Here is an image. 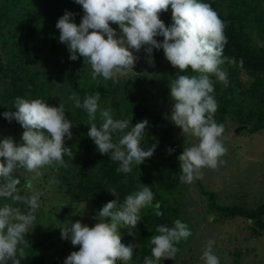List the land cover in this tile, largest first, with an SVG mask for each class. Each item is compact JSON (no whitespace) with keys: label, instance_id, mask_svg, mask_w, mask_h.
I'll use <instances>...</instances> for the list:
<instances>
[{"label":"clouds","instance_id":"9594fccd","mask_svg":"<svg viewBox=\"0 0 264 264\" xmlns=\"http://www.w3.org/2000/svg\"><path fill=\"white\" fill-rule=\"evenodd\" d=\"M82 6L84 15L77 24L74 13L66 11L56 24L59 41L68 46L69 59L79 57L91 68L92 78L102 77L105 81L118 82L119 77L133 71L139 52L146 47L151 55L153 49H163L166 59L181 72L189 68L198 75H178L170 82V96L174 101L171 120L182 128L183 133L198 141L179 155L180 181L191 184L203 178V169H217L225 161L227 153L223 143L224 126L218 124L215 113L218 102L215 91L214 75L220 82L228 84L227 73L222 65L228 59L223 52L228 38L225 35L226 23L210 4L202 0H75ZM171 7V26L160 19V13ZM118 24L122 32L117 36L116 29L110 25ZM162 36L163 41H158ZM154 64V59H149ZM231 63L235 64L233 59ZM243 62L241 61V64ZM76 108L83 107L88 114L90 137L100 154H109L110 159L119 162L118 173H130L133 164L141 165L150 158L156 145L145 150L141 143L145 139L148 121L142 120L135 125L132 120L114 119L110 109L99 105L100 93L88 95L81 104L75 93L70 97ZM15 111L4 112L11 122L15 119L25 129L23 144L17 145L12 138L0 141V198L11 199L28 206L26 212L19 207L5 203L0 206V264H21L27 258L25 236L36 221L40 208L41 192L31 196L19 195L20 180L13 173L23 169L40 177L41 169L56 165L67 167L65 155L73 156L65 139L72 138V122L67 118L64 105L50 106L41 99L16 97ZM99 111V126L97 112ZM131 125V127H130ZM114 135L117 137L114 140ZM169 153L174 149L169 148ZM117 197L107 202L97 214L94 226L76 221L71 227L61 228V238L70 239L79 246L67 256L64 264H129L133 259L136 245H125L121 241L120 229L125 227L129 235L141 220V211L153 206L154 193L148 186L126 196L122 204L117 203L115 189L110 191ZM159 202L155 205L156 215ZM158 235L150 239L153 245L151 257H145L144 264H160L162 259H175L177 245L191 235L188 225L181 220L174 221L173 227L159 225ZM214 240H209L201 259L205 264H220L214 254ZM19 257V258H18Z\"/></svg>","mask_w":264,"mask_h":264},{"label":"rangeland","instance_id":"374dc122","mask_svg":"<svg viewBox=\"0 0 264 264\" xmlns=\"http://www.w3.org/2000/svg\"><path fill=\"white\" fill-rule=\"evenodd\" d=\"M64 1L66 3L61 9V16L70 11L75 14L74 21L77 24L81 23L83 8L72 4L70 0ZM236 1L219 0L220 9L226 16L231 13ZM246 1L250 6L259 4L264 14V0ZM14 2L12 9L6 14H0V56L5 59V55L10 54L11 50L15 54L24 55L23 50L27 47L25 60L28 61L31 52L36 61L30 62V69L37 70L39 80L48 87L45 103L57 107L61 103L64 105L66 116L73 124L72 138L65 139V146L72 149L73 156L65 155V163L71 172L66 174V171H62V175H69L72 179L74 166H79L74 162L75 158L80 159V154L90 145L84 124L76 120L79 109L70 99L73 93L78 96L83 88L98 81L108 83L111 89H117L116 92L111 91L120 105L114 106L109 99L110 96L104 98L99 105L102 109H110L114 119H122L126 107H129V111L133 110L127 95L143 97L149 110L171 119L174 101L170 96V82L183 73L171 65L162 48H154L151 55L146 52L147 46L142 47L139 52L133 50L137 57L134 69L128 75L119 77L118 82L105 81L102 77L93 79L91 68L85 64L83 57L75 61L69 59L71 53L68 46L59 41L60 32L56 24L60 17L58 20H52L47 13L45 14V8L49 9L52 5H49V1L14 0ZM43 6L34 21L27 26L29 15ZM27 8L29 10H26ZM242 23L255 47L264 49V21H259L252 15ZM110 26L116 29L118 37L122 35L118 24L112 23ZM158 41L162 42L163 37L160 36ZM150 58L154 59V64L149 63ZM242 78L247 83L250 80L247 74H242ZM8 85V79L0 75V141L10 137L17 144V135L13 132L12 123L3 115L8 110L1 104V100H5ZM126 86H129L128 91ZM83 113L86 114V110H83ZM172 123L175 125V133L184 138L186 147L198 142L196 138L184 134L182 128L173 121ZM220 124L225 129L223 143L227 147V153L222 157L225 163L214 170L203 169L202 179L191 184L182 182L175 192L168 195L165 209L170 210L174 219L186 223L192 235L177 245L179 251L175 259H162L160 264H205L201 257L210 239L215 241L213 251L220 264H264V229H258L253 222L240 216L220 219L217 211L212 208L213 201L210 195H213L217 204L223 205L258 207L264 203V128L249 132L247 125L242 124L240 118L231 113H226V119ZM239 127L242 129L236 132ZM62 167L64 166L59 165V168ZM18 172L25 176L28 173L21 169H18ZM41 172L43 174L36 178H33L34 174L28 173L29 184L20 180L18 185L21 196H31L37 191L42 193L40 208L35 214L36 221L25 236V244L21 246L25 248L26 254L35 253L42 256L45 264H64L67 256L73 251H78L79 246H74L70 239H62L61 228L71 227V224L78 220L94 226L99 219L97 217L99 208L93 200L84 198L72 200L61 174L52 173L47 167L41 169ZM5 203L19 207L22 212L28 210V206L23 203H13L11 199L0 198V206ZM150 209L145 208L141 211V220L137 224V229L133 230L135 235H129V230L125 227L120 229L122 243L136 245L133 259L129 264H144L140 257V238L143 235L141 223L143 214ZM117 264L122 262L117 261Z\"/></svg>","mask_w":264,"mask_h":264},{"label":"trees","instance_id":"16d2710c","mask_svg":"<svg viewBox=\"0 0 264 264\" xmlns=\"http://www.w3.org/2000/svg\"><path fill=\"white\" fill-rule=\"evenodd\" d=\"M46 1H49V5H52L49 9L45 8V14L47 13V16H50L52 20H58L61 17V9L66 2L64 0ZM70 1L82 8L75 0ZM202 2L210 4L226 23L225 35L228 38V43L225 45L223 52L224 57L228 59L221 66L222 70L227 73L228 84H222L214 75L210 76L215 89L213 95L219 103L214 119L220 124L226 119V113H231L237 115L242 124L247 125L249 132L253 133L263 129L264 49L255 47L242 23L252 15H255L257 20L264 21V14L260 10V5L256 3V5L250 6L246 0H237L231 8V13L226 16L220 9L219 0H202ZM14 3V0L0 2V14H6L13 8ZM43 8L44 6L35 9L29 15L30 19L26 23L27 26L34 21ZM26 10H29V8ZM160 19L164 21L166 26H171L173 23L171 7L160 13ZM156 38L160 40V36ZM23 51L24 55H27V47ZM24 55L15 54L11 50L10 54L5 55V59L0 56V75L8 79L9 83L8 89L5 91V100H1V104L8 111H15L14 101L18 96L29 100L41 99L44 102L48 97L47 85L39 80L37 70L30 69V62H35V57L30 52L28 61H26ZM233 59L236 62L235 64L231 63ZM182 73L190 76L198 74L190 68ZM242 74H247L250 77L248 83L244 81ZM125 88L127 91L129 90V86ZM111 90L117 91L116 88L111 89L108 83L98 81L87 88H83L77 97L83 104L86 96L99 92L100 100L98 103L110 96L109 99L114 106L119 107L120 103ZM127 99L130 101L133 110L129 111V107H126V113L122 116V119L132 120L133 125L145 119L148 121L145 139L141 143V147L147 150L152 145H156L154 154L150 158H146L141 165L133 164L130 173H118L116 169L119 167V162L111 160L109 154H100L94 141L89 137L90 145H88V149L80 154V159L75 158L74 162L79 166H74L72 179L69 175H62V171H66V174L71 172L68 166L66 169L64 167L59 168V165L47 167V169L51 170L52 173L62 175L63 183L68 187L67 191L70 193L72 200L82 198L93 200L97 203L99 210L107 202L117 199L110 192L113 189L117 193V203L119 205L124 202L127 195L140 190L143 186H148L154 193V200L151 209L143 214V222L141 223L143 225L141 228L143 235L140 238V257L144 260L145 257H151L152 255L153 245L150 239L153 235L159 234L156 232L157 226L167 225L173 227L174 221L177 220L174 219L169 209H165V204L168 201V195L175 192L182 183L179 179L181 170L178 157L184 151L186 144L184 138L175 133V125L171 119L149 110L143 97L127 95ZM78 109L76 120L84 124L87 136L90 128L88 114H82V111L85 110L83 107ZM73 119L75 120V118ZM11 123L13 132L17 135V144H23L22 135L25 129L15 119ZM95 123L99 126L100 120L97 119ZM116 138L114 135V140ZM169 148L174 149V151L169 153ZM13 175L25 184H29L27 180L28 173L25 176L22 172L19 174L17 170ZM195 181H199V179ZM210 195L213 201L212 208L217 211L220 219L240 216L253 222L258 229H264V203L258 207L237 204L223 205L217 204L213 195ZM157 202L160 205L159 211L162 212L160 216L156 215L155 205ZM8 264H11V261H8ZM21 264H45V259L35 253H29L27 258L21 261Z\"/></svg>","mask_w":264,"mask_h":264},{"label":"water","instance_id":"95a60500","mask_svg":"<svg viewBox=\"0 0 264 264\" xmlns=\"http://www.w3.org/2000/svg\"><path fill=\"white\" fill-rule=\"evenodd\" d=\"M241 129H242V128H241V127H239V128L236 130V132H239Z\"/></svg>","mask_w":264,"mask_h":264}]
</instances>
